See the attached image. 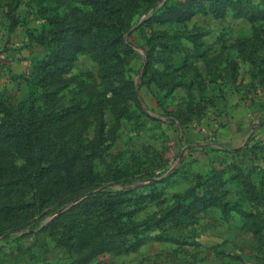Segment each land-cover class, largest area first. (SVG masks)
<instances>
[{
  "label": "rangeland",
  "instance_id": "rangeland-1",
  "mask_svg": "<svg viewBox=\"0 0 264 264\" xmlns=\"http://www.w3.org/2000/svg\"><path fill=\"white\" fill-rule=\"evenodd\" d=\"M3 4L0 264H264V181L241 214L219 213L205 192L223 184L193 176L185 138L206 121L189 86L232 77L229 57L261 60L239 74L263 95L264 0ZM207 120L198 144L222 124ZM256 124L242 142L264 136Z\"/></svg>",
  "mask_w": 264,
  "mask_h": 264
},
{
  "label": "crops",
  "instance_id": "crops-1",
  "mask_svg": "<svg viewBox=\"0 0 264 264\" xmlns=\"http://www.w3.org/2000/svg\"><path fill=\"white\" fill-rule=\"evenodd\" d=\"M8 1L5 0V2ZM22 5V3L17 4L15 19L19 18V23H23L25 20L31 22V16L24 19V14L20 12L19 7ZM4 10L3 4L0 7L1 32H5L3 29L7 28V21L2 17ZM3 24L4 26H2ZM8 31L15 39L6 47L13 50L19 40L23 38L24 26L18 24L9 28ZM261 63V60L250 59L244 52L238 59L229 57L228 61H223L220 67L222 70L229 69L234 78L224 76L222 81L217 83L211 80L210 73L206 72L200 87H197V83H192L187 91L186 97L189 98L186 99V102H202L206 118V123H200L195 128L189 125L185 130L187 145L193 146L190 148L191 155L187 157L189 158L188 162L193 168V176H202L203 181L210 184L216 183L217 186L223 184L220 193L211 192L207 195L205 192V196L221 198L220 207L222 209L218 212L228 213L230 216L241 214L246 210V207L252 204L250 196H254L256 185L264 181L262 173L256 175V172L264 167V159L262 160L260 157L261 150L264 151V136L257 139L254 144H246L245 140L241 141L242 135H245L247 129L264 118V90L259 92L263 94L262 96L261 94L247 93L246 90L256 84L257 76L253 75L252 77L247 74L246 78L242 80L244 76L239 74L240 69H252L262 65ZM180 91L181 89L177 88L168 97H180ZM247 96L248 99H246ZM208 117L219 122L222 121V124L216 127L211 141H202L198 144L197 141L205 135L204 130L205 124L209 122ZM213 123L210 121L208 127H211ZM188 162L185 161L183 164L186 165ZM249 178H256V180ZM250 181L254 182L252 187L248 184Z\"/></svg>",
  "mask_w": 264,
  "mask_h": 264
},
{
  "label": "trees",
  "instance_id": "trees-1",
  "mask_svg": "<svg viewBox=\"0 0 264 264\" xmlns=\"http://www.w3.org/2000/svg\"><path fill=\"white\" fill-rule=\"evenodd\" d=\"M35 3V2H34ZM41 18H42V15L40 16ZM204 197V196H203ZM222 202V201H221ZM204 204H205V202H204ZM205 205H207V203L205 204ZM218 205H220V204H218Z\"/></svg>",
  "mask_w": 264,
  "mask_h": 264
}]
</instances>
